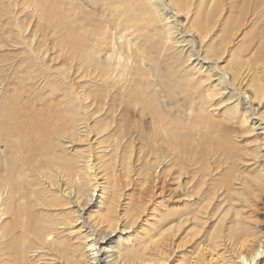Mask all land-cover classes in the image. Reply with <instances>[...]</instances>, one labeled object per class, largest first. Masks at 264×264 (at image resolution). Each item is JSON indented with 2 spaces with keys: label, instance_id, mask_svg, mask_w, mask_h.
I'll list each match as a JSON object with an SVG mask.
<instances>
[{
  "label": "bare ground",
  "instance_id": "obj_1",
  "mask_svg": "<svg viewBox=\"0 0 264 264\" xmlns=\"http://www.w3.org/2000/svg\"><path fill=\"white\" fill-rule=\"evenodd\" d=\"M133 2L148 6V20L163 26V44L175 49L181 61L185 50L179 44L188 32L179 27L178 14L156 0ZM203 3L205 15L197 12L203 16L195 15L188 29L202 32L207 58L201 57L200 49L195 51L193 39L194 48L178 69L188 91L193 84L199 89L207 85L201 108L179 113L167 109L145 71L144 83H152L148 88L152 85L153 92L138 86L143 69L133 56L138 59L140 50L122 35L112 54L100 49L102 53L89 56L87 64L95 73L85 77L105 86L103 91L79 90L66 73L62 84H54L52 92L61 100L49 107L50 112L38 113L34 107L22 112L15 107L18 102L14 106L0 101V264H37L46 258L48 264H264V125L254 122L253 109L255 101L264 102V0ZM176 4L186 11L185 5ZM260 22L263 29L255 52L253 31ZM198 36L194 38L199 43ZM240 37L242 42H237ZM224 62L226 68L220 66ZM203 69L208 70L207 79L197 82L194 77ZM31 111L37 112L30 115ZM221 112H229L225 121L240 128L241 132L233 130L235 136L263 126L256 148L236 151L227 133L221 140L213 136L222 123L214 116ZM56 142L72 146L75 157L51 153ZM119 154L123 159L116 158ZM242 163L247 172L241 171ZM129 195L137 204L134 200L136 206L132 203L134 208L120 217L119 204ZM63 205L70 208L60 210ZM89 206L99 213L94 224L85 216ZM35 211L45 217H34ZM58 212L61 219L50 216ZM8 216L12 220L5 222ZM70 231L80 237H72ZM118 242L131 247L121 250Z\"/></svg>",
  "mask_w": 264,
  "mask_h": 264
},
{
  "label": "rangeland",
  "instance_id": "obj_2",
  "mask_svg": "<svg viewBox=\"0 0 264 264\" xmlns=\"http://www.w3.org/2000/svg\"><path fill=\"white\" fill-rule=\"evenodd\" d=\"M12 1L0 0V101L2 100L1 103L8 104L9 101L12 104L19 103L18 105L16 104L13 105L14 106L16 105L15 106L16 108L20 107L19 109H22V112L23 109L27 107L28 108L34 107L35 109L38 110V113L39 110L41 111V113L50 112L49 107H52L59 100H61L60 94L58 95L56 94V92H54L55 94H53L52 92L54 88V84H56L57 82L58 83L60 82L62 84L61 78H63L67 74L70 75L69 78L74 79L73 81H75L78 86L75 88L78 89L80 88L79 90L85 89L88 92H91L93 90V93L103 91L105 86H103L101 83L98 82H96L95 85V82L93 84L90 81V78L85 77V75L91 74L90 72H92L93 74L95 73L93 72L95 71V67H90V64L89 65L87 64V62L89 63V56H91L92 54L97 55L99 53H102L103 51L104 52L102 54H104L105 52L108 54L110 53L112 54V50L114 51V47L116 48L119 47L117 44L121 42V35H122V37L125 38L127 37L126 38L127 40L131 39L130 43L133 44L134 47L135 44H137L138 46L137 45L136 46L140 50V52L136 54L139 56V58H141L140 60L139 58L137 59L135 55H134L135 57L133 56V58L135 59V60L133 59V61L136 63L138 62L139 64L138 63L137 64L141 66L139 70L143 69V72L142 71L139 72L142 73L140 77H142V75L143 77L141 78V80H139L140 78L137 79V83H139L138 86L140 85L141 87L146 88V90H149V92H153L152 85L150 88H148V86L152 83H150L149 85L144 83L145 82L144 75L145 72H147L149 74H146V78L147 77L149 79L153 78L155 85L161 92L162 98L166 100L165 103L167 102L166 104V106H168L167 109L173 108L174 112L179 113L180 110L190 111L192 106H194L195 108H201L203 106L202 98L204 97L205 93L208 90L207 85L205 84L204 88L199 89L200 87L199 84H193L192 85L193 88L191 86H188L189 88L188 91L186 86V84L188 83L186 81V77L183 74L179 73L178 69H179V65L181 64L180 62L181 61L183 62L185 58L188 56L189 51L192 48H194L192 46L193 39H194L195 51L197 49H200L201 57H206L204 50L207 48V45L204 44L203 41L204 36L202 35V32L200 31V29L199 30L196 29L194 31H191L193 28L188 29L195 15L203 16L202 14H198V13L200 12L203 13L204 5H206L205 3H203L205 0H156L159 3V5L161 6L163 5L166 8L167 6L170 5L173 13L178 14L179 27L180 28L184 27V29H186L188 32V35H186L187 37L184 36V38L186 37V39H184L186 41L182 40L183 43L179 44L180 46H182L181 48L185 50V53H183V55L181 56V61H179L175 49H173L171 46L170 49L168 47H165L166 45H164L165 41L163 39V26H160L161 25L160 23L158 25L153 24L148 20L149 19L147 16L148 14L147 9L149 10L148 6L146 9H144L142 6L140 8L138 4L136 3L134 4L133 0H12ZM176 1H178L179 4L181 3L183 6L185 5V7L183 8L186 9V11H181V10L179 11L177 8ZM200 6L203 7V9ZM36 9L38 10V14H40V16H38ZM39 9L41 12L39 11ZM150 9L152 8L150 7ZM203 14L205 15V10ZM43 15L49 16L48 20H46L47 17H45L46 18L45 19ZM37 16L40 18V21ZM50 18H53V20H51L53 23L49 22ZM59 23L62 25H60ZM261 25L262 22L258 23L254 27V31H253V37L256 36L255 44L253 43L255 45L254 47L255 52L259 48V44H260V41L258 39V37L260 38L261 36L260 31H262V29L264 28V24H263V28ZM83 29L85 30L87 29L88 31L87 30L84 31ZM103 32L104 33L106 32L107 36ZM82 33H84V36H82L83 35ZM195 33L197 35H200L198 36L199 37L198 40H200L199 43L201 44H199L198 41H196L197 39L195 40L196 38ZM98 34H101L100 35L101 38L99 36V39H97ZM103 35L106 36L104 37L105 39L107 40L111 39L110 42L113 43L112 45H114V42H116L115 43L116 46L115 45L112 46L111 44L109 45L110 42L103 39ZM174 36H175L174 34L170 35V39L172 38L173 42L177 40ZM81 37H84L82 38L83 40L81 39ZM102 39L107 42L103 43V41H101ZM126 39L123 40L124 44H126L125 43ZM242 39L243 38L240 37L239 40H237V42L238 41L242 42ZM190 40L192 41V44L189 43ZM81 42L83 43L81 44ZM210 43L212 42H209L207 44L210 45ZM31 47H33L34 52L31 51ZM181 48L179 49L181 50ZM100 49L102 50V52ZM249 56L251 55L249 54L244 56L243 57L244 60H246V58H249ZM35 57H39V60L38 59L36 60ZM40 57L43 59H40ZM201 57L200 59L205 61V59ZM196 58H197L196 56L195 57L193 56L192 61L196 60ZM262 58L264 61V55ZM245 64L253 65V62L246 61ZM261 64L264 65L263 63ZM220 66L226 68L228 64L227 62H224L221 63ZM86 69L88 70L90 69V70L86 71ZM207 71L208 70H205L204 71L205 73L203 72L201 74L198 73L197 75H195L194 79L197 80V82H200L201 80L205 81L208 75ZM194 72L195 71H193V73ZM142 81L143 83H141ZM226 82L230 90L234 89L232 87L233 85L230 80ZM73 83L69 82L67 85H71ZM67 85L64 84L65 88L68 87ZM239 85L241 86V84L238 83L237 86L240 87ZM196 88H198L197 91ZM240 88L246 91L245 90L246 86L245 88H243L242 86ZM184 90H186L187 92H184ZM200 90L201 92H199ZM19 98L20 100L18 101ZM153 99L154 101H156L155 97ZM23 101L26 102L27 104H23L24 103ZM10 102L8 105H12ZM155 108L161 109V105L159 106L158 103H155ZM223 108H224L223 111H225L226 108L225 107ZM253 109L255 111L254 122L257 121L259 122V120H261L263 121L262 123L264 125V102L255 101L253 104ZM25 111L26 110H24V113H28V111L26 112ZM36 112L37 111L35 112L31 111L30 115H33ZM227 114L224 115V113L221 112V114L214 116V120L215 119L219 120L217 122H222L223 124L219 123L218 124L219 126L217 127L218 131H220V134H218L219 132L216 131V133H213V136L215 135L214 137L216 136L218 137L220 135L218 138L216 137V139L221 140L220 137L222 136L224 138V135L227 133L228 135H225V137L229 136L230 139H232L233 141L232 144L235 146L236 151H238L239 149L244 152V150L246 149L252 150L256 148L253 145H256V142L258 140L256 136L259 137V133H260L259 131L262 130L263 126L262 127L259 126V128H261L259 129L257 127L258 126L257 124V126L255 125L256 129H258L257 132L254 130L255 132L253 131L254 132L253 133L251 129L249 130L250 133L244 135V137L247 135L245 138L241 137V135L239 137L238 135H236L238 137L236 138V136L233 135L236 134L233 133V130L236 132L237 131L241 132V130H239L240 128L238 127L237 124H234L235 122L225 121V119L229 116ZM135 118L137 120V117ZM233 126H235L236 128L235 127L233 128ZM224 127L225 129H223ZM227 127L229 131H227ZM252 127L253 126L248 128H252ZM221 130L226 132L222 133ZM147 132H149V129H146V133ZM232 136L233 137L235 136V138H233ZM239 138H241L242 140L240 139L241 140L240 141ZM234 139H235V143H234ZM232 141L230 140V142ZM61 144L62 145H60L59 142L58 143L56 142V145L58 146L57 147L54 146L53 149L51 150V153L54 152V154L57 156H59V154H61L63 157L67 156V159H69V156H71L70 158H72V156L74 158L75 152L72 149V146L69 149L68 148L69 146H67L66 144L64 145L63 142ZM244 147H246V149ZM64 153H67V155ZM116 158L123 159V157H121L120 154L118 155V157L116 156ZM106 160L109 162V160L111 161V158L109 160L108 159ZM242 164H240V170L242 168L241 166ZM243 168L244 170L242 169L241 171L247 172L248 169H246L245 164H243ZM118 169H121L120 170L121 175L123 176L124 174L123 169L121 167H119ZM120 171L118 172L120 173ZM102 181L104 182V180ZM135 181L137 182L138 179H136ZM144 182L145 179L142 180V184H144ZM125 197L124 199L126 200L124 201L123 199L122 204H119L120 207L118 210V215L120 217L124 216L128 208L133 209L134 205L136 206L137 204V201L134 198H132V196L128 198ZM133 201L136 202V204ZM132 203H134V205ZM15 206H17L16 203L13 205V207H14V211H17L16 209L17 207ZM69 208L70 207L68 205H63L59 209L63 210ZM258 209L260 212L261 211L260 207ZM128 214L132 215V212H128ZM262 214L264 215L263 212ZM98 215L99 213L97 208H95L94 206L87 207L85 216L88 218L90 223L94 224L95 221L97 220ZM33 216L43 219L45 217V213L41 214L40 212L35 211V214H33ZM50 216L55 220L62 218V214L60 212L56 214L53 213ZM8 217L4 219L6 220L5 222H7V220L8 221L12 220L10 219L12 218V216H8ZM142 224L143 223H141V225ZM138 226L139 225L136 226L137 227L136 229H139ZM70 232L73 235L72 237H76V238L80 237V235L76 231H70ZM61 239H66V238H61ZM135 241L136 240H134L133 242L135 243ZM118 243H120L118 244V248H120L121 250H125L126 247L129 246V244L126 243H121V242ZM129 247H131V245ZM46 259L43 260L44 262L39 261L38 263L39 264L46 262L51 263L50 260H46ZM30 260L32 262L35 261V259L32 260V258Z\"/></svg>",
  "mask_w": 264,
  "mask_h": 264
}]
</instances>
